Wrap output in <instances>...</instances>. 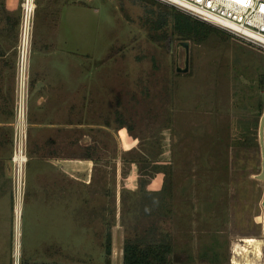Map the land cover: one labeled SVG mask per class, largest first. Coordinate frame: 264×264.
<instances>
[{"label":"rangeland","instance_id":"374dc122","mask_svg":"<svg viewBox=\"0 0 264 264\" xmlns=\"http://www.w3.org/2000/svg\"><path fill=\"white\" fill-rule=\"evenodd\" d=\"M35 3L28 106L39 47H58L57 31L44 29L45 22L51 15L56 28L60 16L61 32L69 35L67 47H77V60L51 58L48 74L77 78V172L67 178L28 156L25 187L20 194L15 189L17 36L0 71L1 120L12 122L1 127L11 144L0 152V264L38 262L48 243L64 253L65 264H105L109 227L111 264H123L127 226L136 224V211L143 208L153 212L143 222L156 221L172 233L175 258L264 264V180L257 177L264 50L215 25L202 42L183 39L173 31L170 6H175L161 0ZM180 41L190 42L186 73L177 70L185 61V49L177 50ZM29 115L30 108L24 124L27 148ZM237 139L243 148L235 146ZM138 158L142 171L132 160ZM152 161L171 170L166 219L158 218L164 210L154 193L164 176H150ZM141 178L151 181L147 199Z\"/></svg>","mask_w":264,"mask_h":264},{"label":"crops","instance_id":"0c3cea01","mask_svg":"<svg viewBox=\"0 0 264 264\" xmlns=\"http://www.w3.org/2000/svg\"><path fill=\"white\" fill-rule=\"evenodd\" d=\"M20 3L21 0H0V71L5 64V60L2 59H5L7 53L13 50L17 41L20 24ZM71 6L77 7V5ZM64 7H67V5L65 4ZM57 19V26L54 28L56 21L50 15L48 21L45 22L44 29L48 26L53 33L54 29L57 31L58 47H39L40 63L34 71L31 69L33 73L30 92L32 106L29 107L30 138L27 149L29 159L33 163L37 165L46 164L53 172H60L64 177H67V175L72 177L73 173L76 174L77 172V78L55 74L49 75L48 68L51 66L50 62H53L51 58L64 61L77 60V47H67L66 42L69 41V35L61 32V17L58 16ZM8 37L11 40L8 41ZM6 44H9L11 48L4 47ZM57 60H54V62H57ZM11 82L12 79L10 84ZM3 84L4 81L0 75L1 153L4 150L3 145L11 144L9 140L11 136L6 131L2 132L1 127L12 125L9 120H1ZM12 89L13 87L10 93L13 96ZM7 115L12 117V110ZM84 159L87 160L88 158ZM88 161L92 160L89 159ZM42 170V168H39L38 181L44 178ZM42 188L44 190V187ZM44 252V259L38 262L31 260L27 264H65V255L60 253L57 245L48 243Z\"/></svg>","mask_w":264,"mask_h":264},{"label":"built area","instance_id":"2783aa9c","mask_svg":"<svg viewBox=\"0 0 264 264\" xmlns=\"http://www.w3.org/2000/svg\"><path fill=\"white\" fill-rule=\"evenodd\" d=\"M218 26L264 50V0H161ZM35 0H24L17 44V89L15 102V136L12 155L13 182L20 194L25 187L27 132L24 130L29 110V69L31 37L34 28Z\"/></svg>","mask_w":264,"mask_h":264},{"label":"trees","instance_id":"16d2710c","mask_svg":"<svg viewBox=\"0 0 264 264\" xmlns=\"http://www.w3.org/2000/svg\"><path fill=\"white\" fill-rule=\"evenodd\" d=\"M172 13L175 16V22L173 24V31L176 34H179L183 39H194L197 42L204 41L209 32L213 29L217 30V28L201 19H198L190 14L176 8L170 6ZM20 23V22H19ZM260 82L264 83V75L260 77ZM258 119L256 120L257 124ZM245 125V124H244ZM258 125V124H257ZM246 128V126H245ZM243 137V136H242ZM245 138V137H244ZM248 140V139H246ZM235 146L239 148H243L245 144L240 139H237L235 142ZM236 153V152H235ZM88 159H93L90 157H86ZM133 161H137L140 166L141 171L143 170V161L138 158L132 159ZM148 163V162H146ZM160 164V163H159ZM156 161L150 162V176H155V174H162L164 178H162V186L160 188H153L154 193H156L158 197V205L159 209L164 210V213L160 215L158 218L166 219L165 214L169 213L170 208L167 202L166 194L167 191L169 193L172 192L173 183L170 180V177L167 179L168 170L166 165L162 163L159 165ZM151 181H146L144 179H140V188L145 190V199L151 195L152 193L149 189ZM169 183V184H168ZM124 195V194H123ZM124 202V198H123ZM149 203H152L148 200ZM143 205V204H142ZM137 207L135 208V210ZM145 211V215L143 212ZM161 212V210H160ZM136 215L137 222L136 224L127 226V233L125 235L124 244H123V264H200V263H192L185 260H180L179 258H175L174 256V240L172 233L168 232L164 229L163 226L159 225L156 221L147 225L143 220L145 217L151 216L153 212L144 209ZM113 249V239L111 228H108V231L105 235L104 242V250H105V264H111V255ZM213 264H227L224 262L221 263H213Z\"/></svg>","mask_w":264,"mask_h":264},{"label":"water","instance_id":"95a60500","mask_svg":"<svg viewBox=\"0 0 264 264\" xmlns=\"http://www.w3.org/2000/svg\"><path fill=\"white\" fill-rule=\"evenodd\" d=\"M181 47L185 49V61H184V67H181L179 65V62L177 63V70L179 72H188L190 68V63H189V49H190V42L189 41H180L177 44V50ZM259 142L261 146V153H262V165H261V171L259 174H257L258 179L264 180V112L260 118V123H259ZM262 206L264 209V197L262 200ZM263 233H264V210H263Z\"/></svg>","mask_w":264,"mask_h":264}]
</instances>
